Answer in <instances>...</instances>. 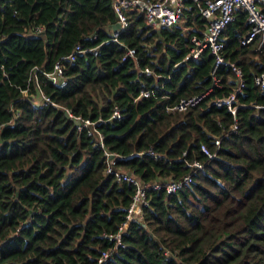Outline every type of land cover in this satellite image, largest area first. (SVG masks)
I'll return each mask as SVG.
<instances>
[{"label": "trees", "instance_id": "obj_1", "mask_svg": "<svg viewBox=\"0 0 264 264\" xmlns=\"http://www.w3.org/2000/svg\"><path fill=\"white\" fill-rule=\"evenodd\" d=\"M127 13L119 39L136 56L123 60L125 49L110 38L112 0H0V264H97L100 250L114 246L104 233L125 220L135 187L105 173L103 148L66 109L107 119L115 105L122 118L97 128L118 154L116 168L165 183L187 174V161L205 167L176 192L150 189L143 219L129 224L105 264H264V87L255 82L264 71L261 36L241 43L249 29L244 9L222 32L226 58L244 78L239 127L231 131L234 115L216 103L238 85L231 65L218 69L220 85L198 104L167 110L213 84L208 47L184 60L205 19L187 13L182 23L154 27L138 8ZM77 44L99 45L100 53L62 60L67 84L60 87L46 72ZM35 66L42 71L31 77ZM146 66L155 73L143 72ZM38 87L56 104L37 103ZM151 87L157 97H138ZM203 143L220 146L216 158Z\"/></svg>", "mask_w": 264, "mask_h": 264}, {"label": "built area", "instance_id": "obj_2", "mask_svg": "<svg viewBox=\"0 0 264 264\" xmlns=\"http://www.w3.org/2000/svg\"><path fill=\"white\" fill-rule=\"evenodd\" d=\"M113 7L116 13V21L110 29V38L118 41L119 44L125 49L123 60L129 57L136 56V49L130 45H127L123 41H120L119 37L125 30L128 24V13L130 8H138L143 11L148 24L154 27L161 26H174L182 21H185L186 14H194L205 19L204 26L201 29V34H193L191 36L192 45L189 52L185 56L184 60L194 59L197 60L204 48L208 47L214 54V62L210 71L213 84L206 91L194 94L192 96L180 99L176 104L167 106V110H184L190 106L198 104L206 97V95L216 85H220V78L218 77V69L222 65H231L233 70L238 75V85L236 89L227 96L220 97L216 100L218 105H226L227 109L234 115V121L230 125L231 131H236L239 127L237 121V110L243 105L237 103V94L242 91L244 85V78L242 69L234 62L226 58L224 52V38L222 32L229 22H231L236 15L238 9H244L247 11V22L249 29L246 34L242 37L241 43L247 44L255 39L258 35L261 36V40L258 48L264 44V11L263 4L264 0H112ZM42 26L36 25L34 28L35 33L41 32ZM97 33L92 35V38H96ZM79 52H93L95 55L100 53V46L94 47H82L81 44H77L74 50L66 55L62 56L61 59L56 61L53 70L46 72L49 80L54 84L62 87L67 84V77L64 75V66L62 60L74 59L76 54ZM181 63V62H180ZM42 71L39 66H35L32 70V75L37 71ZM148 75L154 74V70L146 66L143 69ZM30 77V78H31ZM257 85L264 87V71L255 77ZM27 92L28 89H23ZM157 89L154 87L144 88L141 90L140 96H155L157 97ZM36 102L41 105L56 104L51 97L44 92L41 87H38V92L35 94ZM137 97V98H138ZM136 98V99H137ZM135 99V100H136ZM66 112L70 114L73 120H79L76 124L79 130H85L88 135L94 137L95 145L100 146L104 150L106 167L105 173L114 174L117 179L125 180L134 185L135 189L132 195L130 204L126 209L125 220L119 225L118 230L113 233H104L109 240L114 242V246L111 248L101 249L98 256L97 264H105L107 259L110 257L112 251L117 249L119 246H123L122 237L125 231L128 229L129 224L135 221H141L143 219V209L149 205L148 191L150 189H160L164 187L168 193L176 192L184 184L191 183L194 176L199 170L204 169L205 164L199 159L193 161H187V166L190 171L178 179H170L165 183L161 182H147L144 181L140 176L133 174L130 171L116 168L118 154L110 151L105 145V135L102 131L97 128V124L110 119H121L122 111L119 106L115 105L112 115L109 118L99 117L92 119L91 117H83L82 115H74L69 109ZM220 146H218L219 149ZM202 151L211 159L216 158L218 155V149L211 151L209 147L203 143L201 145ZM148 153L154 154L152 149L148 150ZM19 230V229H18Z\"/></svg>", "mask_w": 264, "mask_h": 264}, {"label": "water", "instance_id": "obj_3", "mask_svg": "<svg viewBox=\"0 0 264 264\" xmlns=\"http://www.w3.org/2000/svg\"><path fill=\"white\" fill-rule=\"evenodd\" d=\"M66 115H67L68 117H70V114H69L68 112H66ZM74 122H75L76 124H78V123H79V120H74Z\"/></svg>", "mask_w": 264, "mask_h": 264}, {"label": "rangeland", "instance_id": "obj_4", "mask_svg": "<svg viewBox=\"0 0 264 264\" xmlns=\"http://www.w3.org/2000/svg\"><path fill=\"white\" fill-rule=\"evenodd\" d=\"M182 22H184V21H182ZM182 22H181V23H182Z\"/></svg>", "mask_w": 264, "mask_h": 264}]
</instances>
